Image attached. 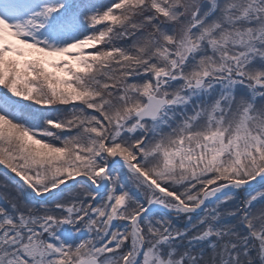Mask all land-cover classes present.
<instances>
[{
    "label": "snow or ice",
    "instance_id": "snow-or-ice-1",
    "mask_svg": "<svg viewBox=\"0 0 264 264\" xmlns=\"http://www.w3.org/2000/svg\"><path fill=\"white\" fill-rule=\"evenodd\" d=\"M0 264H264V0H0Z\"/></svg>",
    "mask_w": 264,
    "mask_h": 264
}]
</instances>
